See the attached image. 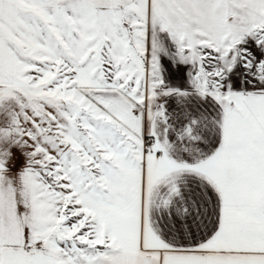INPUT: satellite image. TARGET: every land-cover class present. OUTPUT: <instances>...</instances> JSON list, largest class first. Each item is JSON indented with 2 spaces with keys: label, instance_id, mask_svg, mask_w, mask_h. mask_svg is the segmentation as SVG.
I'll return each instance as SVG.
<instances>
[{
  "label": "snow or ice",
  "instance_id": "snow-or-ice-1",
  "mask_svg": "<svg viewBox=\"0 0 264 264\" xmlns=\"http://www.w3.org/2000/svg\"><path fill=\"white\" fill-rule=\"evenodd\" d=\"M0 264H264V0H0Z\"/></svg>",
  "mask_w": 264,
  "mask_h": 264
}]
</instances>
